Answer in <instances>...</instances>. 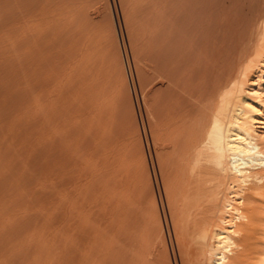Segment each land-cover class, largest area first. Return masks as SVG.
Returning a JSON list of instances; mask_svg holds the SVG:
<instances>
[{"label": "bare ground", "instance_id": "bare-ground-1", "mask_svg": "<svg viewBox=\"0 0 264 264\" xmlns=\"http://www.w3.org/2000/svg\"><path fill=\"white\" fill-rule=\"evenodd\" d=\"M110 1L0 0V264H264V0H121L145 139Z\"/></svg>", "mask_w": 264, "mask_h": 264}, {"label": "rangeland", "instance_id": "rangeland-1", "mask_svg": "<svg viewBox=\"0 0 264 264\" xmlns=\"http://www.w3.org/2000/svg\"><path fill=\"white\" fill-rule=\"evenodd\" d=\"M96 1H99V0H96ZM95 2V1H94ZM110 3H111V8H112V12H113V16H114V20H115V24H116V27H117V30H118V36H119V39H120V41H121V43H122V47H121V49L123 50V53L122 54H124V56H122V58L124 57L125 58V62H124V66H125V68L126 69H128V70H126L127 71V77L129 78V80L128 81H130L131 82V84H129V85H131L130 86V88H132L130 91H132V97L134 98H132L133 99V101H136V102H134V105L136 106L135 108H136V111H137V115H138V121L140 122V129H141V134L143 135L142 137L145 139V135L143 134L144 133V128H143V125H142V120H140L141 119V115H140V111H139V105H141V107H140V109L142 110L141 112H142V116H146L145 115V105H144V98H143V96H142V92H141V88H140V85H139V80H138V78H137V74L139 73L140 74V72H141V70H139V69H141L142 67H144L145 66V64L147 63V65H148V58L146 59V57H144L143 56V54H146V53H148V52H146V43L144 44V42L145 41H143V39H142V43L144 44V48H145V51L143 52V50L144 49H142V48H140L139 49V47H140V44H142L140 41H139V45H137V44H133V43H136V42H134L135 41V39H136V37H134V38H132V36L131 35H133L132 33H130V32H128V27H127V24H125V20H126V18H125V14H123L124 12H123V8H122V4H123V2H122V4H121V0H111L110 1ZM93 4H95V3H93ZM96 6V7H95ZM94 7H93V9H92V11L93 12H97V10L99 11V10H101V8H100V4H97V5H95ZM96 8H97V10H96ZM98 8H100V9H98ZM95 9V10H94ZM104 19V18H103ZM32 29H34V28H32ZM34 30H36V29H34ZM32 31V30H31ZM37 31V30H36ZM35 31V32H36ZM130 31V30H129ZM30 32V31H29ZM34 32V33H35ZM31 33V32H30ZM130 33V34H129ZM33 34V33H32ZM130 36H131V38H130ZM134 36V35H133ZM134 39V40H133ZM139 40H141L140 38H138ZM138 39H136V41L138 40ZM133 40V41H132ZM139 46L138 48H137V50H136V52H141V50H142V52H141V54L139 55V54H137V53H135V55H136V58L138 59H136V58H133V56H134V54H133V52H134V50L136 49L134 46ZM22 46H23V44H22ZM35 46V45H34ZM136 46V47H137ZM143 46V45H142ZM141 46V47H142ZM27 47V46H26ZM25 47V48H26ZM31 47H32V45H31ZM25 48H23L22 50H24ZM30 49V52H31V49L32 48H30V47H27V49ZM133 48H135V49H133ZM40 50V48L38 47V48H36V50L33 48V50H35V51H39ZM139 50V51H138ZM25 51V50H24ZM35 51H33V53H35ZM18 52H20V51H18ZM23 52V51H22ZM42 52V51H41ZM146 52V53H145ZM21 54V53H20ZM28 54V53H27ZM27 54H25V57H26V55ZM31 54V53H30ZM39 54H40V52H39ZM38 54V56H43V52H42V55L40 54L39 55ZM23 55V54H22ZM35 55H37V53L36 54H34V56ZM146 55H148V54H146ZM28 57H29V55H27ZM44 56H46V53H45V55ZM44 56H43V58H44ZM126 56V57H125ZM144 57V58H139V57ZM48 57L49 56H46V58H44V60L45 59H48ZM23 58H24V56H23ZM31 58H33V57H31ZM31 58L29 59V60H31ZM35 58V57H34ZM38 58V57H37ZM37 58H35V63L37 62L36 61V59ZM43 58L42 59H40V57L38 58V64L36 63V65H39V62H43L44 60H43ZM27 59V58H26ZM26 59H24L23 61L25 62V60ZM49 59H51V58H49ZM48 59V60H49ZM133 59H135L136 61H141V59H143L142 61H144V62H142V64H141V62H135V63H139V65L138 64H136L138 67H140V64H141V68H139L138 70L140 71V72H138L137 73V69H135L136 67V65H135V63H134V60ZM140 59V60H139ZM54 60V59H53ZM53 60H52V62H53ZM47 60H45V62H46ZM48 62V61H47ZM50 63H51V61H49ZM127 62V63H126ZM146 62V63H145ZM25 63H29V61L27 60V62H25ZM31 63L33 64V61H31ZM29 64V65H32V64ZM35 63H34V66H35ZM22 64L24 65V63L22 62ZM27 64H25V66L23 67V65L22 66H20V68H17L18 70L15 72V74L13 73V70H12V68L11 67H9L8 68V73L6 74V75H21L23 78H24V81H25V86L26 87H28L29 89L28 90H26L25 91V94H24V96H25V99H24V103H25V105H28L29 103H31V102H33V104H35V105H37L36 103L38 102V100H39V98L37 97L38 96V94H39V91L41 92L42 90V92H43V95H46V93L44 94V89H45V92H46V85H43V83H42V85H38V84H40L41 83V81L43 80V79H40V78H42L43 76H45L44 74H48V70H46L47 68L50 70V68H51V70H53L52 68H53V64H51L50 66L47 64V63H44L45 64V67H47L46 69H45V71H47V73H42V77H41V75H40V77H39V74H37L36 75V73L37 72H35V71H37V67H36V69H35V67L33 68L32 66H31V71H30V66L29 65H27ZM41 64H43V63H41ZM43 64V65H44ZM126 64V65H125ZM128 64H131L132 65V69L129 67V65ZM28 67H27V66ZM130 65V66H131ZM144 65V66H143ZM145 66L144 67V69L147 71L148 69H149V67L148 66ZM42 66V65H41ZM41 66H39L38 68L40 69V71H39V69H38V71L40 72V74H41ZM44 66H42V69H44L43 68ZM29 68V71L27 70ZM33 69H35L34 71H33ZM143 69V68H142ZM51 70H50V72H51ZM133 72H132V71ZM35 72V74L33 73V72ZM44 71V70H43ZM44 71V72H45ZM132 73H131V72ZM7 72V71H6ZM49 72V73H50ZM52 73V72H51ZM48 74L47 76V78H49V76H51L52 74ZM131 74V75H130ZM133 75V76H132ZM142 75V74H141ZM131 77V78H130ZM132 77H133V79L135 80H133L132 79ZM43 78H45V77H43ZM39 79V80H38ZM46 79V78H45ZM40 81V82H39ZM44 81V80H43ZM129 82V83H130ZM135 84V85H134ZM49 85V84H48ZM47 85V86H48ZM43 86H44V89H43ZM134 86H136V87H134ZM42 87V88H41ZM40 89V90H39ZM49 89V88H48ZM48 89H47V91H48ZM50 89H51V87H50ZM137 89V90H136ZM50 91V90H49ZM134 91V92H133ZM136 91L138 92V94L136 93ZM41 92V93H42ZM40 93V94H41ZM48 93V92H47ZM131 93V92H130ZM134 93V94H133ZM136 94H137V96H136ZM40 96V95H39ZM139 96V97H138ZM138 97V98H137ZM38 100H37V99ZM46 98V99H45ZM47 98H49V96H44V99L46 100V101H48L47 100ZM41 101H42V99H43V97L41 96ZM44 99H43V103H44ZM138 99V100H137ZM36 101V102H35ZM45 101V102H46ZM41 102V103H42ZM139 102V103H138ZM42 103V104H43ZM38 104H40V101H39V103ZM138 105V106H137ZM139 113V114H138ZM42 112H41V115H39L38 116V114H36L33 118H32V120H31V122L30 123H26L25 122V126H24V128H26V130L28 131V133L31 135V134H33L34 135V137H35V135H36V137H40V139H41V142L39 143L40 145H41V149L39 148V146L37 145V147H35L34 145H33V141L31 140V138H30V140L32 141V143H31V141H29V143H31V145L29 146V147H31L32 145V147L31 148H29L30 150L33 148V147H35V148H33L34 150H36V152H37V154H41V159L43 158L44 160H45V155L44 154H48L47 156L50 158V161H49V163L50 162H52L53 163V159H55V158H58V162H59V157L58 156H56V155H59L60 156V154H57V152L55 151V150H57V149H54L55 147H56V144H57V142H58V140L56 139V143H54L53 144V141L55 142V138L53 139V141H51L50 139H48V140H43L42 138H44V135H43V133L44 132H48V131H51L52 129L50 128V127H53V126H50L51 124H50V122L51 121H48L49 119H50V117H49V119L47 120L48 121V123L50 124V125H48V127L46 126V124L44 125V124H42V120L40 121V118L42 119ZM143 117V118H144ZM50 120H52V119H50ZM144 120H145V118H144ZM4 122V121H3ZM2 123V122H1ZM52 123V122H51ZM53 124V123H52ZM54 129V128H53ZM54 133V130H52L50 133ZM52 133V135H54ZM29 135V137H31ZM50 135V134H49ZM27 136H28V134H27ZM34 137H32V138H34ZM53 137V136H52ZM56 137V136H55ZM34 141H36V140H34ZM58 143H60V141L58 142ZM34 144H37V143H34ZM58 145V144H57ZM57 148V147H56ZM38 149V150H37ZM39 149L41 150L39 153H38V151H39ZM31 152V151H30ZM54 152H56V155H55V153ZM37 154H35L36 156H38ZM44 155V157H42ZM54 155V156H53ZM46 156V157H47ZM54 157V158H53ZM53 158V159H52ZM38 159V158H37ZM40 159V155H39V160H41ZM42 159V161H44ZM47 160H49V159H47ZM45 161V163L47 162L48 163V161ZM51 160H53V161H51ZM56 161H57V159H55ZM38 163H40L41 164V166H42V164H44V163H42L41 161L40 162H38ZM49 163L48 164H45L44 166H46V165H48L47 167L49 168L50 166L51 167H56L55 165H53V164H51L50 166H49ZM57 163V162H56ZM40 164H37L38 165V167L36 166V168H38L39 169V167H41V166H39ZM55 164V163H54ZM58 164V163H57ZM58 167H60L59 165H57ZM50 167V168H51ZM54 167H53V169H54ZM58 167H56V170H55V172L57 173V172H59L58 171ZM58 168V169H57ZM42 169H44V167H41V170ZM61 169V170H60ZM59 170L60 171H62V168H60ZM41 170H38V171H41ZM46 169H44V171H45ZM47 171H48V169H47ZM49 171H50V169H49ZM52 171V170H51ZM43 171H41L40 173H42ZM49 173V172H48ZM62 174H64L63 172H61ZM50 174V173H49ZM55 173H52V175H51V179H53L52 178V176L54 175ZM56 176V175H55ZM57 176H58V173H57ZM57 176H56V178H57ZM58 180H59V178H58ZM58 180H56V181H54V185H53V189H54V186H55V184H56V186L58 187V185H60V183L58 184ZM155 183H156V180H155ZM55 186V187H56ZM155 186L157 187L156 189L158 190V185H157V183L155 184ZM55 188L54 190H55V193H57V194H55L54 193V191H53V189H52V187H51V189L52 190H50V191H52V194H53V196H51L52 194H51V192L49 193V199L47 200V202L48 203H52V204H54L55 203V205L57 206V202H58V204H59V202H60V199L61 200H65L66 201V196H64V197H56L55 195H59L58 193L59 192H56V190H59V188ZM160 187H161V189H162V185H161V182H160ZM61 190H62V188H61ZM162 191V190H161ZM55 194V195H54ZM65 195V194H64ZM55 196V197H54ZM158 196H159V198H160V194H159V191H158ZM54 197V198H53ZM55 198H56V202H55ZM63 198H65V199H63ZM52 200V201H51ZM59 200V201H58ZM49 201H51V202H49ZM63 201H61L60 203H62ZM48 203H46V204H48ZM64 203V202H63ZM52 204L51 205H47V206H51V207H53V206H55V205H53L52 206ZM69 203H67V201H66V204L64 203L63 205L64 206H67ZM54 208V207H53ZM57 216L58 215H56L55 214V216H54V219H55V217L57 218ZM66 216V215H65ZM60 217V216H59ZM60 218H62V217H60ZM168 239H169V235H168ZM170 247H171V245H170ZM171 252H172V257H173V259H174V264H180V262H178V263H176L177 262V258H176V261H175V255L173 254V251H172V247H171ZM179 257V256H178ZM178 260H179V258H178Z\"/></svg>", "mask_w": 264, "mask_h": 264}]
</instances>
